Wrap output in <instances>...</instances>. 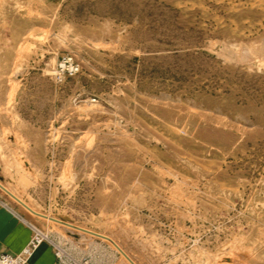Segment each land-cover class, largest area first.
<instances>
[{"label": "rangeland", "instance_id": "1", "mask_svg": "<svg viewBox=\"0 0 264 264\" xmlns=\"http://www.w3.org/2000/svg\"><path fill=\"white\" fill-rule=\"evenodd\" d=\"M0 181L137 264H264V0H0Z\"/></svg>", "mask_w": 264, "mask_h": 264}, {"label": "crops", "instance_id": "2", "mask_svg": "<svg viewBox=\"0 0 264 264\" xmlns=\"http://www.w3.org/2000/svg\"><path fill=\"white\" fill-rule=\"evenodd\" d=\"M1 190L3 189L0 187V253L6 251L17 252L27 243L31 235V229L20 207L11 202ZM59 219L66 222L63 218ZM70 223L72 222L70 221ZM26 264L64 263L58 260L53 247L48 242H43L33 252Z\"/></svg>", "mask_w": 264, "mask_h": 264}, {"label": "built area", "instance_id": "3", "mask_svg": "<svg viewBox=\"0 0 264 264\" xmlns=\"http://www.w3.org/2000/svg\"><path fill=\"white\" fill-rule=\"evenodd\" d=\"M78 71L79 63L70 54H65L62 55L61 59L58 61L53 74L55 78L60 81L67 77L74 76ZM28 224L31 229V235L27 243L17 252H1L0 264H26L33 252L43 241L48 242L53 247L54 254L61 263L71 264L62 259V255L59 250H57L56 245L45 232L30 222H28Z\"/></svg>", "mask_w": 264, "mask_h": 264}, {"label": "bare ground", "instance_id": "4", "mask_svg": "<svg viewBox=\"0 0 264 264\" xmlns=\"http://www.w3.org/2000/svg\"><path fill=\"white\" fill-rule=\"evenodd\" d=\"M0 185L1 186H3L7 191H9L11 194H13L18 200H20L22 203H24L25 205H26V209H28L30 212H32V213H34V212H37V213H41V214H43V215H45V216H42V215H38V216H40V217H42V218H45V219H47V220H50V221H53V222H56V223H61V225L62 224H64V225H66V227H70V228H72V229H77L78 231H82V232H86V231H84V230H82V229H79V228H83V229H87V230H90V231H93V232H96V233H99L100 235H102V236H98V237H100L101 239H104V240H107V241H110L111 243H112V245L121 253V255L130 263V264H132L131 262H130V260L128 259V258H130L135 264H137L125 251H124V249L117 243V242H115L111 237H109L108 235H106V234H103V233H100V232H97V231H94V230H91V229H89V228H86V227H83V226H80V225H75V224H73V223H70V222H60V221H55V220H52V219H50L49 217H54V216H50V215H47V214H44V213H42V212H40V211H38V210H36V209H34L30 204H28L24 199H22L20 196H18L15 192H13L12 190H10L8 187H6L4 184H2L1 182H0ZM0 186V187H1ZM2 188V187H1ZM3 189V188H2ZM4 190V189H3ZM5 191V190H4ZM6 192V191H5ZM7 193V192H6ZM11 198H13L15 201H17L14 197H12L11 196ZM18 202V201H17ZM35 214V213H34ZM37 215V214H36ZM55 219H59V218H56V217H54ZM68 224H71V225H68ZM86 233H88V234H91V233H89V232H86ZM92 235H94V234H92ZM94 236H97V235H94ZM125 255H127L128 256V258L125 256Z\"/></svg>", "mask_w": 264, "mask_h": 264}, {"label": "water", "instance_id": "5", "mask_svg": "<svg viewBox=\"0 0 264 264\" xmlns=\"http://www.w3.org/2000/svg\"><path fill=\"white\" fill-rule=\"evenodd\" d=\"M1 186V185H0ZM10 196H12V197H14L20 204H22L23 206H25L26 207V205L24 204V203H22L20 200H18L13 194H11L9 191H7L3 186H1ZM35 214H37V215H42V216H45V215H43V214H41V213H37V212H34ZM50 219H52V220H55V221H62L61 219H55L54 217H49ZM63 222V221H62ZM68 225H71V224H68ZM72 226V225H71ZM79 229H82V230H84V231H86V232H89V233H91V234H94V235H97V236H102V235H100L99 233H96V232H93V231H90V230H87V229H83V228H79ZM127 258H128V256L127 255H125ZM129 260H130V262L132 263V264H135L130 258H128Z\"/></svg>", "mask_w": 264, "mask_h": 264}]
</instances>
